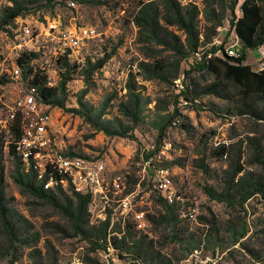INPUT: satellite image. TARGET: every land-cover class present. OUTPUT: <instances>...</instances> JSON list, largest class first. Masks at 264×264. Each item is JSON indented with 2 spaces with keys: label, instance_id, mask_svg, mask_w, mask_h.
<instances>
[{
  "label": "rangeland",
  "instance_id": "rangeland-1",
  "mask_svg": "<svg viewBox=\"0 0 264 264\" xmlns=\"http://www.w3.org/2000/svg\"><path fill=\"white\" fill-rule=\"evenodd\" d=\"M28 1L32 3L28 5L30 12L0 30V118L6 117L27 92V81L13 75L17 53H38L30 67L46 76L55 69L56 76L51 75L58 87L65 70L60 64L54 65L47 50L49 23L60 22L63 28H94L98 36L83 49L86 61L71 62L79 68L66 85L67 108L52 109L51 131L57 145L65 151L104 162L110 177H122L126 191L134 193L135 209L143 211L146 217L161 211L155 189L158 170H170L176 190L184 196L179 204L177 228L182 241L172 242L168 228L156 229L151 223L145 235L159 241L156 246L172 264H264V198L257 196L244 207L233 208L211 199L205 192L206 186L220 187L224 172L233 161V157L213 155L223 145L241 152L240 162L248 171L262 172L250 164L252 151L245 141L256 136L264 143V124L248 116L230 114L232 103L228 99L203 96L194 104L186 102L182 98V86L186 71L192 67L189 61L182 64L178 77L171 83L146 79L139 64L150 60L145 57L146 46L140 41L133 19L140 3L156 0ZM180 2L183 5L191 2L200 11L205 7L202 0ZM11 5V0H0V15ZM236 15L241 16L239 6ZM230 17L228 13L216 38L224 48L236 41V34L230 30ZM199 18L202 26L203 15ZM26 27L32 30L29 36L24 33ZM173 31L183 38L180 31ZM113 48H116L114 56L86 83L81 70L87 61L95 62ZM247 55L252 67L255 54L247 50ZM131 75L144 102L142 122L132 132L133 137L111 138L70 111L79 109L77 95L87 90L85 102L94 108L105 107L104 120L132 125L119 110L129 99L127 87ZM189 78L199 86L214 81L211 75L196 71ZM0 134H4L9 144L14 141L1 129ZM7 153L3 179L7 199L10 207L33 227L31 231L38 239L30 246H21L15 264H87L88 257L103 264H134L131 258L120 259L110 250L93 251L89 243L73 235L67 219L57 209L22 191L12 179L14 159ZM202 160L208 167L206 171L200 167ZM193 209L196 216L190 219L188 213ZM99 210L100 205L95 207V218L91 216L93 224L102 221L97 217ZM243 232H246L245 237L238 241ZM2 236L0 231V238ZM195 246L192 251L186 250ZM35 250L40 253L37 258L31 255ZM9 259L0 260V264H10Z\"/></svg>",
  "mask_w": 264,
  "mask_h": 264
},
{
  "label": "trees",
  "instance_id": "trees-1",
  "mask_svg": "<svg viewBox=\"0 0 264 264\" xmlns=\"http://www.w3.org/2000/svg\"><path fill=\"white\" fill-rule=\"evenodd\" d=\"M12 5L6 7L0 15V30L10 26L18 18L30 12L28 0H11ZM79 3L85 0H76ZM204 8L202 11L193 4L183 5L180 0H156L148 3H140L133 23L139 30L142 44L146 46L145 57L149 62L139 64L140 70L146 74L147 80H160L171 83L180 73L184 62H191V70L186 71L183 80L184 91L182 98L194 104L203 96H215L228 99L232 105L230 114L236 116H248L256 123L264 124V73L253 71L244 54L240 59L228 56L224 58H207V48L218 36L219 28L223 27L228 18L230 30H234L241 41L244 51L255 50L264 44V0H202ZM240 7L241 16L237 17L236 8ZM203 15L204 23L201 26L200 15ZM173 29L180 31L178 36ZM156 48H160L159 51ZM216 50V48H214ZM116 53L113 48L101 59L95 62L88 60L82 68L81 74L88 83L96 73L104 68L107 62ZM167 54V55H165ZM196 54H201L202 60L198 61ZM165 55V56H164ZM38 58V53L25 52L17 59V63L23 72V79L27 81L28 87H36L39 99L53 108L65 110L67 107L66 85L71 81L72 74L79 68L71 64L68 58L58 61L65 70L62 73L58 87L48 86V76L44 73L34 72L30 65ZM204 73L214 77L212 83L199 86L195 81H190L189 75L193 72ZM129 99L120 105V112L132 125H126L122 121L104 120L105 107L94 108L85 102L87 90L77 95L79 109H71L84 118L97 132H103L111 138H130L132 132L142 122V109L144 106L141 93L135 84L134 75L128 82ZM108 103H105L107 106ZM161 131V130H160ZM162 132V131H161ZM11 135L14 143L22 135L21 117L19 116L11 126ZM8 144V155L14 159V170L12 179L20 189L33 198L45 202L57 209L68 221L74 236L81 237L92 246V250L112 249L120 259L131 258L134 264H172L166 255L156 246L153 239H149L144 233L134 230V226L128 223L126 233L122 238L111 236L109 229L111 218L99 224H93L89 213L90 196L75 192L66 193L62 190L57 192L47 191L39 184L33 171L26 172L15 150L14 143ZM246 147L251 149L249 159L251 165H256L262 172L247 170L241 164V152L221 146L213 152L216 157L229 156L233 161L224 172L222 184L216 188L206 186L207 195L220 203L230 207L242 208L251 199L261 196L264 198V143L256 136L246 139ZM7 142L4 134H0V260L9 257L10 264H15L21 246H30L36 242L37 234L31 230L33 227L29 222L14 209L10 207L7 199L4 179V156ZM69 154H75L68 151ZM87 157L86 155H80ZM90 158V157H87ZM200 165L205 171L208 169ZM179 196H184L179 193ZM159 195V194H158ZM161 211L157 215H147L148 221L156 228L165 226L170 230L172 242H181L179 232V208L178 203L169 204L159 195ZM63 231L65 229L62 228ZM213 231L219 234L216 227ZM217 234V235H218ZM246 232L241 233L238 241L244 238ZM197 242V241H196ZM237 242V241H236ZM198 243V242H197ZM197 246V245H196ZM195 247L186 248L192 251ZM198 247V246H197ZM39 251L35 250L31 255L38 257ZM87 264H103L97 259L87 258Z\"/></svg>",
  "mask_w": 264,
  "mask_h": 264
},
{
  "label": "built area",
  "instance_id": "built-area-1",
  "mask_svg": "<svg viewBox=\"0 0 264 264\" xmlns=\"http://www.w3.org/2000/svg\"><path fill=\"white\" fill-rule=\"evenodd\" d=\"M233 32L236 34L234 30ZM24 33L29 36L32 34V30L26 27ZM47 35L50 40L47 50L52 55L54 65H57L58 61L65 57L70 62L84 63L86 57L83 54V49L89 41L98 36L92 27L63 28L57 21L49 23ZM222 45L220 41H214L207 48V58L228 56L240 59L244 54L246 57L248 56L247 50L244 51L237 35L233 44L225 48ZM25 52L20 51L16 55L13 75L18 79H22L23 72L17 59ZM253 52L255 54L253 71L264 73V44ZM201 56V54H196L198 61L202 60ZM52 73L56 76L55 69L46 73L49 74V87L56 86ZM52 109V106L39 99L36 87H28L24 99L17 102L8 111L6 117L0 118L1 131H4L6 136H10L11 126L19 116L21 117L22 135L14 143V146L23 169L26 172L33 171L39 184L47 191L62 190L66 193L75 192L90 196L89 213L92 218H95V207L98 205H100V210L97 217L102 221L106 220L108 216L111 218L109 238L111 236L122 238L126 233L128 223L134 226L135 231L146 234L150 222L143 211L135 209L134 193L126 191L122 177H110L105 163L101 160L69 154L68 151L57 145L51 131ZM8 144L9 142H7L5 152H8ZM155 189L169 204L178 203L179 205L184 199L179 196L170 170L167 168L158 170ZM188 216L190 219H195V209L190 210ZM116 220L118 222L115 223ZM108 250L113 251L111 248Z\"/></svg>",
  "mask_w": 264,
  "mask_h": 264
},
{
  "label": "crops",
  "instance_id": "crops-1",
  "mask_svg": "<svg viewBox=\"0 0 264 264\" xmlns=\"http://www.w3.org/2000/svg\"><path fill=\"white\" fill-rule=\"evenodd\" d=\"M245 64H246V65H250V66H251V64H250V63H248V56H247V60H246Z\"/></svg>",
  "mask_w": 264,
  "mask_h": 264
}]
</instances>
